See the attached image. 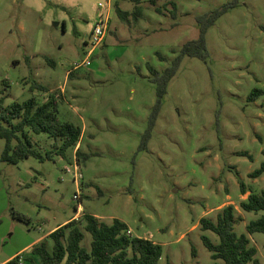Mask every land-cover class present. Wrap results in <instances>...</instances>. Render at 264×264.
Masks as SVG:
<instances>
[{"label": "rangeland", "instance_id": "374dc122", "mask_svg": "<svg viewBox=\"0 0 264 264\" xmlns=\"http://www.w3.org/2000/svg\"><path fill=\"white\" fill-rule=\"evenodd\" d=\"M109 1L110 10H103L110 14L108 34L89 55L85 37ZM232 1L0 0L6 104L33 96L41 104L53 93L59 120L83 130L67 159L56 152L60 140L34 134L33 147L53 151L51 159L0 163V264L17 253L24 264H43L39 257L26 261L24 248L77 211L80 221L85 213L107 224L120 219L132 237L161 244L159 264L221 262L202 240L218 244L219 237L203 231L200 221H216L228 205L236 208V233L247 234L246 226L263 214L244 212L240 203L264 191V175L250 177L264 163V0H240L208 30L209 57L183 59L145 138L157 101L149 65L159 72L170 67L184 44L198 37L197 18ZM117 9L127 12V21ZM255 89L263 94L252 101ZM4 148L0 139V153ZM77 150L90 156L86 163H78ZM85 233L82 245L89 248L92 237ZM249 237L264 264V233Z\"/></svg>", "mask_w": 264, "mask_h": 264}, {"label": "trees", "instance_id": "16d2710c", "mask_svg": "<svg viewBox=\"0 0 264 264\" xmlns=\"http://www.w3.org/2000/svg\"><path fill=\"white\" fill-rule=\"evenodd\" d=\"M239 1L233 0L208 14L199 16L197 18L198 37L184 44L179 55L163 72L149 65L150 72L155 76L157 101L145 138L151 137V130L162 109L168 86L177 74L183 59L196 57L206 60L209 57L206 38L208 30L229 9L236 7ZM169 3L174 11H177L176 4L172 1ZM136 12H140V8H137ZM117 13L122 20H128L127 12L117 9ZM37 87L48 92L44 86L37 85ZM261 94H263L262 90L255 89L250 100H256ZM59 104L58 97L51 93L48 100L41 104L33 96L25 102H13L7 105L6 97L0 90V139L5 140L4 151L0 153V163L18 165L31 157L41 162L51 159L53 151L43 154L33 147L34 134H46L60 140L61 143L56 146V152L63 159H67V152L79 144L83 130L73 123L59 120ZM146 145L147 140H144L142 148L145 149ZM76 158L79 164H84L90 156L77 150ZM263 175L264 163L252 172L250 177L258 179ZM240 185L242 194L246 195L248 188L242 181ZM240 208L248 213H263L246 226L247 234L238 235L235 231L237 217L234 205L224 207L216 221L209 218H202L200 221L203 231H211L219 237L218 244L207 236L202 237L204 245L212 254V259L221 261L215 264H260L257 258L258 250L252 246L249 235L264 233V191L250 192L247 199L240 203ZM15 217L22 222H28L22 215L16 214ZM83 218L82 221L73 219L54 230L48 236L53 244L49 245L44 240L31 250V254L39 257L43 264H159L163 257L161 244L150 239L128 235L129 227L120 219L115 218L112 224H107L95 215L85 213ZM85 231L92 237L89 248L82 245L86 237ZM20 258L19 255L6 264H19ZM26 261L34 263L32 257L26 258Z\"/></svg>", "mask_w": 264, "mask_h": 264}, {"label": "built area", "instance_id": "2783aa9c", "mask_svg": "<svg viewBox=\"0 0 264 264\" xmlns=\"http://www.w3.org/2000/svg\"><path fill=\"white\" fill-rule=\"evenodd\" d=\"M111 2H108V5L105 7L103 4L101 5L102 11L99 15V19L97 23L95 24L92 33L90 34V39L86 43L89 48V55H92L97 49H99L105 42L106 36L108 34L109 28H110V14L109 12L104 15L103 10L108 9L110 10ZM109 7V8H108ZM75 172L74 174V182L77 185V188L81 190V181L83 180V176L81 173H79L80 168L77 163L74 165ZM70 172V170H67ZM81 197L80 194L75 195V200H79ZM128 235L131 236V232L128 231ZM19 264H24L23 260L19 259Z\"/></svg>", "mask_w": 264, "mask_h": 264}, {"label": "crops", "instance_id": "0c3cea01", "mask_svg": "<svg viewBox=\"0 0 264 264\" xmlns=\"http://www.w3.org/2000/svg\"><path fill=\"white\" fill-rule=\"evenodd\" d=\"M81 214H82V212L77 211V213H76V215H75L74 217H72V218H70V219L64 221L62 224H60V225H58L57 227H55V228H54L52 231H50V233H48L46 236L41 237V238H39V239L33 241V242L30 243L29 245H27V246L24 248V249H26V248H27V249L23 251V254H24V253H29V254H30V257L33 258L34 263H37V262H38V257L32 255V254H31V250H32L35 246H37L38 244H40L42 241L48 239V236H49L54 230H56V229L59 228V227H62V226H64V225H66L68 222H70V221L73 220V219H78L79 216H80ZM129 229H131V228H129ZM131 231H132V229H131ZM46 237H47V238H46ZM19 255L21 256V253H17V254H15V255L11 256V257L8 258L7 260L3 261L1 264H6L8 261L12 260L13 258H15V257H17V256H19Z\"/></svg>", "mask_w": 264, "mask_h": 264}, {"label": "flooded vegetation", "instance_id": "af4514ba", "mask_svg": "<svg viewBox=\"0 0 264 264\" xmlns=\"http://www.w3.org/2000/svg\"><path fill=\"white\" fill-rule=\"evenodd\" d=\"M85 38H87V41H85L87 43L89 41V39H90V34L86 35Z\"/></svg>", "mask_w": 264, "mask_h": 264}, {"label": "water", "instance_id": "95a60500", "mask_svg": "<svg viewBox=\"0 0 264 264\" xmlns=\"http://www.w3.org/2000/svg\"><path fill=\"white\" fill-rule=\"evenodd\" d=\"M85 41H87V38H85Z\"/></svg>", "mask_w": 264, "mask_h": 264}]
</instances>
